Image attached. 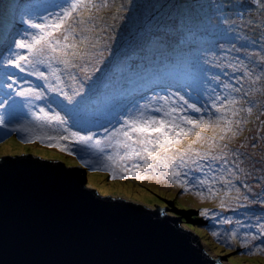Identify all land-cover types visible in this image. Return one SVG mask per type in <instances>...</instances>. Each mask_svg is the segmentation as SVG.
Here are the masks:
<instances>
[{
	"label": "snow or ice",
	"instance_id": "obj_1",
	"mask_svg": "<svg viewBox=\"0 0 264 264\" xmlns=\"http://www.w3.org/2000/svg\"><path fill=\"white\" fill-rule=\"evenodd\" d=\"M253 116L257 132L233 146ZM262 117L264 0L0 8V145L15 134L78 158L88 189L92 173L106 172L211 202L199 226L240 256L264 255V149L259 159L241 151L264 142ZM167 207L135 210L166 218Z\"/></svg>",
	"mask_w": 264,
	"mask_h": 264
},
{
	"label": "water",
	"instance_id": "obj_2",
	"mask_svg": "<svg viewBox=\"0 0 264 264\" xmlns=\"http://www.w3.org/2000/svg\"><path fill=\"white\" fill-rule=\"evenodd\" d=\"M83 173L77 178L69 173ZM160 206L162 204H159ZM166 218L123 197L88 189L85 169L33 154L0 157V264H214L185 226L193 212ZM180 210V211H179ZM177 220L175 228L169 221ZM192 221V220H190ZM192 222H196L193 220ZM187 237L199 241L196 247Z\"/></svg>",
	"mask_w": 264,
	"mask_h": 264
},
{
	"label": "rangeland",
	"instance_id": "obj_3",
	"mask_svg": "<svg viewBox=\"0 0 264 264\" xmlns=\"http://www.w3.org/2000/svg\"><path fill=\"white\" fill-rule=\"evenodd\" d=\"M127 3V0H116L118 5L121 2ZM4 5L10 4L9 0H0ZM20 0L11 1L12 6L19 3ZM134 3L139 5H149L155 3H172L177 4L183 2V0H133ZM208 3L220 2V0H207ZM115 11V8L112 10ZM137 15L143 16L146 12L144 7L135 10ZM104 15H110L109 13H104ZM111 22V21H109ZM119 23V21H117ZM261 119H264L262 117ZM260 121L252 117V123H249L245 130L241 133L240 137L234 142L233 146H239V143L244 140L245 137L251 136L257 132V128ZM264 131V130H262ZM4 145L8 147L5 148ZM261 149H264V142H262L257 148H246L241 149V151H247L253 154L256 159L260 158ZM3 151H10L18 154H34L39 153L46 156H57L58 160H65L67 165H79V159L73 156H68L62 154L56 150H50L42 147L39 143L31 145H23L20 143L17 135L13 134L4 141L3 145H0V157L3 156ZM86 182L89 177L88 171L85 169ZM92 181L97 185L95 188L100 194L101 191L109 193L108 196L123 197L130 201H139V204H148L155 206L172 204L174 208H180L185 212H193L192 217L196 218V222H192L188 219L185 220V226L192 224L193 228H190L194 233L198 234L202 240V244L206 251L213 257L217 256H227L229 261L224 262L225 264H264V255H252V256H240L237 255V251H229L228 248L223 247L221 244L216 243L215 239L207 231L206 228L200 227L199 225L206 223L202 220L198 213L202 209L216 210L215 204L211 202H201L197 197L192 194L180 195L181 190L172 186L168 187L162 184H157L155 182L145 181L143 183L138 182L134 179L128 180H109L108 173L106 172H96L91 174ZM171 208V205H168Z\"/></svg>",
	"mask_w": 264,
	"mask_h": 264
},
{
	"label": "trees",
	"instance_id": "obj_4",
	"mask_svg": "<svg viewBox=\"0 0 264 264\" xmlns=\"http://www.w3.org/2000/svg\"><path fill=\"white\" fill-rule=\"evenodd\" d=\"M11 1H12V3H13V0H9V2H10V4H7V5H4L3 4V2H0V8H7L8 10H9V12L11 13V11H12V4H11ZM121 2V1H120ZM120 4V3H119ZM143 13H146V12H143ZM60 161H63L66 165H67V163H66V161L65 160H60ZM67 166H69V165H67ZM72 166V165H71ZM177 209V208H176ZM180 211V210H179ZM190 220H197L196 218H194V217H191L190 218ZM185 223V222H184ZM188 229H190V227H189V225L188 226H186Z\"/></svg>",
	"mask_w": 264,
	"mask_h": 264
},
{
	"label": "clouds",
	"instance_id": "obj_5",
	"mask_svg": "<svg viewBox=\"0 0 264 264\" xmlns=\"http://www.w3.org/2000/svg\"><path fill=\"white\" fill-rule=\"evenodd\" d=\"M60 161V160H59Z\"/></svg>",
	"mask_w": 264,
	"mask_h": 264
}]
</instances>
